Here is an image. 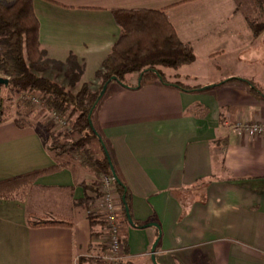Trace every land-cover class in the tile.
I'll return each mask as SVG.
<instances>
[{
	"label": "crops",
	"instance_id": "crops-1",
	"mask_svg": "<svg viewBox=\"0 0 264 264\" xmlns=\"http://www.w3.org/2000/svg\"><path fill=\"white\" fill-rule=\"evenodd\" d=\"M32 9L43 59L96 65L84 76L90 89L120 34L114 10L163 11L193 50L192 63L161 71L200 90L142 76L138 88H106L93 113L131 219L147 225L120 216L127 264H154L156 239V264H264V136L232 132L238 120L264 123V97L232 80L264 91V28L253 34L234 0H32ZM55 162L35 126L0 124V182ZM99 177L70 162L37 177L23 199H0V264H79L100 254L103 223H90L85 203L97 198ZM28 217L67 224L31 227Z\"/></svg>",
	"mask_w": 264,
	"mask_h": 264
},
{
	"label": "trees",
	"instance_id": "trees-1",
	"mask_svg": "<svg viewBox=\"0 0 264 264\" xmlns=\"http://www.w3.org/2000/svg\"><path fill=\"white\" fill-rule=\"evenodd\" d=\"M113 16L120 28V34L95 73L100 79V85L91 90L89 83H79L83 68L71 58H68L64 65L66 86L44 76L43 72L50 66L51 61L43 59V51L39 49L38 21L32 9V0H0V73L5 76L0 77V124L9 121L7 110L2 106V88H10L14 93H38L47 112L55 113L63 119L64 124L71 121L66 123L69 126L67 130L56 134L49 132L47 138L43 137L46 149L56 159L55 165L1 181L0 199H23L28 187L37 177L59 171L70 163L69 160L58 159L68 153H74L83 167L96 169L100 175L111 174L101 143L107 151L108 147L92 120L93 113L103 97L98 99L105 83L115 81L122 87L135 89L140 84L130 87L125 82V76L136 72L142 77L148 72L158 77L166 86L182 91L201 89L199 86H188L178 81L170 82L161 71V68L177 69L194 61L192 48L179 41L174 27L163 11L114 10ZM248 24L255 35L264 28V23L248 20ZM55 63L53 61L52 64L63 66L59 62ZM232 80L242 82L252 93L264 97V91L254 81L242 78ZM76 86L77 90L72 92L71 88ZM13 122L20 127L24 125L18 119ZM92 142L99 144L100 157L86 149V145ZM115 189L120 196L122 218L126 221L121 196H124V203L130 214L128 189L122 181L115 183ZM93 201L94 197L85 199L92 225L100 222L96 221L90 212V204ZM27 221L31 227L67 224L60 221H31L30 217ZM132 222L133 227L146 226L133 220ZM121 240L123 253L127 255L126 239L121 237ZM93 261H97V258L82 257L79 264H89Z\"/></svg>",
	"mask_w": 264,
	"mask_h": 264
},
{
	"label": "rangeland",
	"instance_id": "rangeland-1",
	"mask_svg": "<svg viewBox=\"0 0 264 264\" xmlns=\"http://www.w3.org/2000/svg\"><path fill=\"white\" fill-rule=\"evenodd\" d=\"M234 3L236 5V9L242 12V14L248 20H251L257 23H264V0H234ZM52 63L53 61L50 62V66H48L47 69L43 72V75L48 77L49 79L55 80L58 83L66 86L67 77L65 75L64 65L54 66ZM82 68H83V71L80 76L79 83L84 81V78H85L84 76H92L93 74L92 72H94L95 70L94 68H96V65L88 64L86 67L82 66ZM0 77L5 78V76L1 73H0ZM147 77L152 78L155 76H153L151 73L146 72L144 73L142 77V82H144V80ZM140 78L141 76L138 73L133 72L125 76V82L128 84H133V86H136L138 82L140 84V81H139ZM89 84H92V83H89ZM117 84L118 83L115 81H112L110 84H108L106 93L109 91H112ZM99 85H100V82L97 86H95V89ZM77 88H78L77 86L71 88L72 92H75ZM95 89L92 88L91 90H95ZM1 96L3 99L2 106L4 109L6 108L7 110L6 115L9 118V121H14V119H18V121L21 123H24V124L26 123V124L35 126L38 129V131L41 133V135L45 138H47V134L49 132L54 133V134L61 133L62 131L67 130L69 127L66 123H69L71 121L69 122L67 121L63 125L62 124L58 125L55 122L54 118L51 116V113L45 110L43 101L41 100V97L38 93L22 92V91L14 93L10 88H2ZM61 120L63 121V119ZM99 147H100L99 144H97L96 142H92L86 145V149H89V151H91L92 153H95V155H97L98 157L101 156V151ZM59 158L63 160H69L71 163L78 162L74 153H68L67 155H63L62 157H59ZM99 180H100V177H99ZM93 186L96 187V184ZM119 215L122 216L121 211ZM104 253H105V248H103L101 253L98 255L101 256ZM86 257L93 258L96 256L89 255ZM89 264H103L102 258L98 257L97 261L89 262ZM126 264H127V261H126Z\"/></svg>",
	"mask_w": 264,
	"mask_h": 264
},
{
	"label": "built area",
	"instance_id": "built-area-1",
	"mask_svg": "<svg viewBox=\"0 0 264 264\" xmlns=\"http://www.w3.org/2000/svg\"><path fill=\"white\" fill-rule=\"evenodd\" d=\"M55 122L64 124L60 117L51 113ZM235 135L264 136V123L248 120H238L232 125ZM98 196L93 202V212L100 222L103 223L102 245L105 253L95 258H102L103 264H126V255L123 253V245L120 235V196L115 189V181L111 174L101 175L98 184ZM92 213V214H93Z\"/></svg>",
	"mask_w": 264,
	"mask_h": 264
},
{
	"label": "water",
	"instance_id": "water-1",
	"mask_svg": "<svg viewBox=\"0 0 264 264\" xmlns=\"http://www.w3.org/2000/svg\"><path fill=\"white\" fill-rule=\"evenodd\" d=\"M113 79H114V78H113ZM140 79H141V78H140ZM140 79H139V81H140ZM138 84H139V82H138ZM107 85H108V82L105 83V84L102 86V89H101V91H100V93H99V95H98V99L101 98V97L103 96V94L105 93L106 88H107ZM211 86H214V85H207V86H204V87H202V88H204V89H205V88H210ZM101 147H102V149H103V153H104L105 157L107 158V160H108V162H109L110 171H111V174H112V176H113V178H114V181H115L116 184H119V183H120V180H119V178L117 177V175H116V173H115V171H114L113 165H112V163H111V161H110V158H109L108 151L106 150V148L104 147V144H102V143H101ZM121 201H122V203L124 204V214H125V218H126L127 222H128L130 225H133V222H132L131 216H130V214H129L128 208H127V206H126L125 203H124V196H121ZM146 226H147V225H146ZM157 242H158V239H156V240L154 241V243H153V245H152V247H151V251H150V252H151V260H152V262H153L154 264H156V262H155V259H154V255H153V253H154L155 247H156V245H157Z\"/></svg>",
	"mask_w": 264,
	"mask_h": 264
}]
</instances>
